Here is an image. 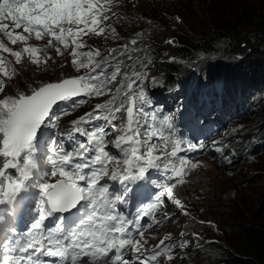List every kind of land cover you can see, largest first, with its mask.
Wrapping results in <instances>:
<instances>
[{"label":"snow or ice","instance_id":"1","mask_svg":"<svg viewBox=\"0 0 264 264\" xmlns=\"http://www.w3.org/2000/svg\"><path fill=\"white\" fill-rule=\"evenodd\" d=\"M118 6L116 0H0V208L10 209L0 213V264H161L188 247L181 232L179 240L169 233L145 248L155 238L145 232L160 225L155 214L166 202L189 215L174 190L203 163L182 153L204 145L179 135L171 115L152 109L144 86L151 61L137 68L122 59L133 60L137 39L106 57L87 44L118 38L110 23L120 19ZM65 54L76 75L20 90L24 68L46 71ZM151 84L163 86L155 77ZM105 97L60 130L63 118ZM150 170L161 179L150 180ZM140 182L152 184L151 202L125 213L118 204H127ZM25 205L31 218L21 227L17 213ZM161 215L171 221L175 214Z\"/></svg>","mask_w":264,"mask_h":264},{"label":"rangeland","instance_id":"2","mask_svg":"<svg viewBox=\"0 0 264 264\" xmlns=\"http://www.w3.org/2000/svg\"><path fill=\"white\" fill-rule=\"evenodd\" d=\"M217 1L221 0H116L119 6L114 10L120 19L114 18L110 23L116 28L118 38L113 39L111 35L107 39L93 38L87 40V44L89 47L100 48L102 56L106 57L109 55V49L128 44L133 38L137 39L138 44L134 47L138 51L131 52L133 57L131 61L127 59V55L122 57L124 64L130 65L136 61L137 68H139L141 63L148 64V61H151L147 67V79L144 86L152 101L157 97L163 98L161 94H158L159 92H153V89L164 87L166 90L167 82L175 79L176 89L174 92L177 95L164 96L170 102L163 98L166 100V109L161 113V115H171L173 124H175L180 119L181 113L179 112L188 109V107H200L196 101L190 104L191 94L185 91L190 88L188 84L191 87L193 85L192 93L199 91L202 87L203 95L206 97H211L214 91H223L227 84V91L240 85L237 79L240 77L236 76L238 61L227 55L226 39L218 38L213 34L212 46L204 44V37L213 31L214 4ZM225 2L227 3L226 0ZM236 2L241 6H246L249 0H236ZM177 17H179V21H177ZM176 32L190 37L197 44L196 49L193 48L194 50L189 54L178 51L177 47L182 46V40L176 37ZM138 33H142V35L137 36ZM168 40H172L174 43H166ZM199 44L202 46H198ZM132 47L129 45L130 49ZM49 51L55 56L54 50L50 49ZM170 58H174V60H170ZM70 61L71 57L67 54L64 58L57 57L54 63L49 62L46 71H41L34 65H28L23 70L29 75H26L25 79L27 78V80L22 83L20 90H25L27 84L34 82L76 75ZM164 63L176 64L180 69L177 70L178 76L176 72H172L168 74L167 81L163 70ZM153 77L161 81L163 86L153 87L151 84ZM183 78L187 80H183ZM114 90L115 85L113 86ZM217 98H219L218 95ZM103 99H107V97L92 99L90 103L83 105L76 115H82L91 110L96 103L102 102ZM257 104L254 105L255 108ZM161 106L162 104H152L151 107L157 109ZM217 107L220 108L219 105ZM175 111L179 114L176 113V115ZM244 112L240 108L230 112L226 127L218 137L210 142H214L232 131L234 139L241 138L240 134L244 129L254 125L257 116H264V108H258L255 111L251 109L249 115H244ZM76 115L73 114L63 121L61 120V123L66 120L69 122ZM212 144L209 143L207 148H210ZM243 146L245 148L244 156H247L249 153L247 144L244 142ZM213 148V152L209 156L201 155L194 158L191 152L189 154L182 153L193 162H203L202 166L188 173L185 177L186 182L180 185L177 190V195L184 203L189 215H181L176 208L166 202V207H162L160 212L163 213L170 209L171 214H175L174 218L149 231L146 236L155 238L149 239L145 246L150 248L169 233L173 241L179 240L181 232L185 233L184 239L188 240L189 244L183 250L177 249L175 256L170 261L162 259L161 264H225L219 254L225 249L231 251L232 248L227 240L230 235L228 226L230 219L234 218L239 210L247 211L248 196L252 193H259L260 189L264 187V152H255L247 159L243 155L230 158L232 162L228 163L224 154L216 152V147ZM162 219H164L163 215L157 218V220ZM193 234H200L203 240L199 241ZM204 243L206 249L201 248Z\"/></svg>","mask_w":264,"mask_h":264},{"label":"trees","instance_id":"3","mask_svg":"<svg viewBox=\"0 0 264 264\" xmlns=\"http://www.w3.org/2000/svg\"><path fill=\"white\" fill-rule=\"evenodd\" d=\"M226 1L227 3L221 0L214 4L213 31L204 37V44L212 46L213 34L218 38L226 39L227 55L238 61L236 76L240 77V79L237 78L240 85L227 91V84L223 91H214L211 97L204 96L201 87L199 91L193 92L192 99L200 105L217 103L221 107L224 106L228 113L240 108L241 111H245L244 115H249L251 109L255 111L258 108H264V0H249L246 6H241L236 0ZM176 33V37L182 40V46L177 47L178 51L189 54L194 50L193 48L196 49L197 44L190 37ZM178 69L176 64L164 63L165 79L168 81L167 76L172 72H176L178 76ZM175 83V79L168 81L166 90L161 87L154 92L176 96ZM188 87L191 88V85L188 84ZM189 89L185 91L189 92ZM256 103L258 104L255 108ZM255 119L254 125L244 129L240 134L241 138L234 139L233 131L222 136L218 141L221 150L216 152L232 159L244 156V142L249 151L244 158H249L255 152H264V128H262L264 116L260 115ZM212 152L213 150L208 148L204 155L209 156ZM179 188L180 186L176 191ZM246 208L247 211L239 210L238 214L230 219L228 225L230 235L227 240L232 248L231 251L225 249L219 254L225 264H264V187L259 193L248 196ZM195 236L199 241L203 240L200 234ZM201 248L206 249L205 243Z\"/></svg>","mask_w":264,"mask_h":264},{"label":"bare ground","instance_id":"4","mask_svg":"<svg viewBox=\"0 0 264 264\" xmlns=\"http://www.w3.org/2000/svg\"><path fill=\"white\" fill-rule=\"evenodd\" d=\"M26 75L28 76L29 73L23 70V71L21 72V76L18 78L19 81H20V84L18 85V86L20 87V89H22V87H21V86H22V83H23L25 80H27V78L25 79ZM14 83H15V82H14ZM14 86H17V85L14 84Z\"/></svg>","mask_w":264,"mask_h":264}]
</instances>
